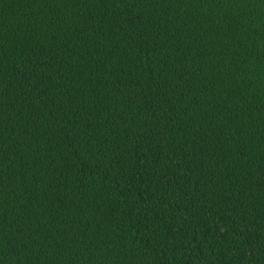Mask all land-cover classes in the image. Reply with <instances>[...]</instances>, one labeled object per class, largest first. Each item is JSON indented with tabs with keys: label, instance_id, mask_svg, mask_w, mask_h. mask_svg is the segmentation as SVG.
I'll return each mask as SVG.
<instances>
[{
	"label": "trees",
	"instance_id": "obj_1",
	"mask_svg": "<svg viewBox=\"0 0 264 264\" xmlns=\"http://www.w3.org/2000/svg\"><path fill=\"white\" fill-rule=\"evenodd\" d=\"M0 264H264V0H0Z\"/></svg>",
	"mask_w": 264,
	"mask_h": 264
}]
</instances>
